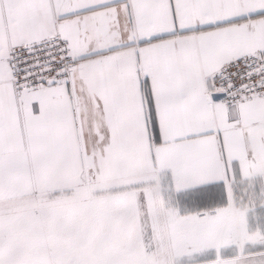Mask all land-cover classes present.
<instances>
[{"label": "snow or ice", "instance_id": "snow-or-ice-1", "mask_svg": "<svg viewBox=\"0 0 264 264\" xmlns=\"http://www.w3.org/2000/svg\"><path fill=\"white\" fill-rule=\"evenodd\" d=\"M261 213L264 0H0V264H264Z\"/></svg>", "mask_w": 264, "mask_h": 264}, {"label": "rangeland", "instance_id": "rangeland-1", "mask_svg": "<svg viewBox=\"0 0 264 264\" xmlns=\"http://www.w3.org/2000/svg\"><path fill=\"white\" fill-rule=\"evenodd\" d=\"M259 215L262 217L261 214H259ZM250 223H251V227L252 228H255L257 226V222L255 220L251 221ZM261 224H262V226H264V223L263 222H261Z\"/></svg>", "mask_w": 264, "mask_h": 264}, {"label": "crops", "instance_id": "crops-1", "mask_svg": "<svg viewBox=\"0 0 264 264\" xmlns=\"http://www.w3.org/2000/svg\"><path fill=\"white\" fill-rule=\"evenodd\" d=\"M262 217H264V213H261ZM264 223V221H262Z\"/></svg>", "mask_w": 264, "mask_h": 264}]
</instances>
